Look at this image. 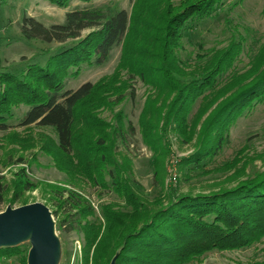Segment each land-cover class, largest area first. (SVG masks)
I'll use <instances>...</instances> for the list:
<instances>
[{
  "label": "trees",
  "instance_id": "trees-1",
  "mask_svg": "<svg viewBox=\"0 0 264 264\" xmlns=\"http://www.w3.org/2000/svg\"><path fill=\"white\" fill-rule=\"evenodd\" d=\"M7 1L0 0V4ZM47 1L67 7L71 0ZM143 1H137L132 16L123 8L85 6L69 10L61 23L45 25L24 15L19 31L25 41L71 42L53 52L45 51L40 61H29L18 73L0 68V130L8 126L12 108L25 105L28 110L19 124L52 128L56 142L47 151L59 169L68 176L85 173L94 183L111 186L124 199L123 205L101 204L98 214L78 189L63 188L57 194L56 204L66 230L76 229L82 234L81 264H109L116 252L114 264H194L206 253L244 249L264 238V171H255L233 186L207 192H180L170 186L163 197L149 204L132 190L125 167L112 154L116 141L125 142L122 119L118 118V125H111L98 119L96 111L124 100L131 85L120 76L122 69L167 90L170 99L158 111L163 125L172 127L184 142L195 139L192 153L179 161L188 173L203 170L227 144L235 122L264 102V46L250 73L233 70L242 51L238 40L205 54L203 59L207 58L200 60L199 67L188 73L191 77L182 80L187 62L178 51L184 30L192 28L194 21L211 16L225 0L167 2L158 12L154 31L135 33L132 28L142 17L137 12ZM133 35L137 40L130 38ZM121 42L122 61L112 74L94 83L84 82L75 90L64 89L67 77L77 75L82 65L103 64ZM149 46H154V52ZM143 54L153 55L155 64L132 68L140 65L138 56ZM129 94L134 97L131 87ZM82 121L97 128L94 139L78 136L77 125ZM143 133L146 139L149 131ZM104 174L110 176V183L104 181ZM35 187L22 171L11 201L23 190ZM6 192L7 185L0 179V204ZM29 247H0V264H12L6 260L14 255L20 264H26ZM63 254L65 263L69 262L71 251L65 249ZM247 264H264V259Z\"/></svg>",
  "mask_w": 264,
  "mask_h": 264
},
{
  "label": "rangeland",
  "instance_id": "rangeland-1",
  "mask_svg": "<svg viewBox=\"0 0 264 264\" xmlns=\"http://www.w3.org/2000/svg\"><path fill=\"white\" fill-rule=\"evenodd\" d=\"M137 1L139 0H71L67 7H59L47 0H8L0 4V68L18 73L29 61H40L45 51L53 52L71 42L68 40L64 43L45 44L37 40L25 41L19 31L24 15L32 16L45 25L61 23L69 10L85 6L123 8L132 16ZM178 1L180 0H144L137 12V16L141 14L142 17L133 25L132 30L135 29V33L142 29H146V33L154 31L158 12L167 2L176 4ZM87 31H83V34ZM183 34L182 48L178 55L187 62V67L182 80L191 77L188 73L199 67V63H202L200 60L207 58L203 59L205 54L226 47L230 41L239 42L238 40L242 43V51L233 64V70L239 74L250 73L259 61V49L264 46V0H225L220 9L209 17L194 21L192 28H186ZM130 38L137 40L134 35ZM123 44L121 42L116 45L103 64L82 65L77 75L66 78L64 89L75 90L84 82L94 83L112 74L122 61ZM149 48V51L154 52V46ZM152 56H138L142 64L133 65L132 68L154 65ZM152 73L155 74V71ZM120 76L128 79L131 89H134V97L131 98L128 87L123 101L111 108L97 109L96 115L98 119L111 125H118V118L121 117L125 142L116 141L112 154L125 167L126 179L132 190L147 203L163 197L170 186L178 188L180 192H207L233 186L255 171H264V102L257 104L235 122L229 130L227 144L203 170L195 169L188 173L186 167L179 165V161L181 157L192 153L195 139L184 142L172 127L166 128L163 125L158 111L170 99L167 90L153 86L152 82L144 80L129 69H122ZM197 109L195 107L194 112ZM27 110L28 107L23 104L13 107V115L7 120L8 126L0 130V179L7 185L0 212L31 202L45 204L51 213L56 212L52 215L61 245L58 264H81L82 234L76 229L66 230L67 224L62 221L63 213L56 204L57 194L63 188L78 189L98 214L101 204L113 202L123 205L124 199L111 186L103 187L94 183L85 173L77 172L68 176L59 169L47 151L56 142L54 131L50 127L35 124L20 125V118ZM77 128L80 130L78 136L84 140L94 139L98 133L97 128L89 124L86 126L84 121ZM107 130L110 131V128ZM143 131H149L146 139ZM22 171L36 187L23 190L19 198L11 201L13 188ZM104 181L110 183V176L104 174ZM60 224L62 228H59ZM20 244L30 245L28 241ZM63 249L71 251L69 262L65 263ZM263 259L264 238L244 249L206 253L194 264H247ZM6 261L20 264L17 255Z\"/></svg>",
  "mask_w": 264,
  "mask_h": 264
},
{
  "label": "water",
  "instance_id": "water-1",
  "mask_svg": "<svg viewBox=\"0 0 264 264\" xmlns=\"http://www.w3.org/2000/svg\"><path fill=\"white\" fill-rule=\"evenodd\" d=\"M30 225L26 234L16 241L6 242L16 229ZM28 241L27 264H58L61 253L55 220L50 209L41 202H31L0 212V247L16 246ZM116 252L109 264H114Z\"/></svg>",
  "mask_w": 264,
  "mask_h": 264
},
{
  "label": "bare ground",
  "instance_id": "bare-ground-1",
  "mask_svg": "<svg viewBox=\"0 0 264 264\" xmlns=\"http://www.w3.org/2000/svg\"><path fill=\"white\" fill-rule=\"evenodd\" d=\"M29 227H30V225H27V226H24V227H21L19 229L14 230L8 236L6 242H12V241L18 240L19 238H21L22 236H24L26 234V231L28 230Z\"/></svg>",
  "mask_w": 264,
  "mask_h": 264
}]
</instances>
